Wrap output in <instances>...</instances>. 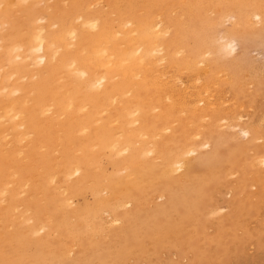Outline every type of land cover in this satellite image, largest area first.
Masks as SVG:
<instances>
[{
    "label": "bare ground",
    "instance_id": "6f19581e",
    "mask_svg": "<svg viewBox=\"0 0 264 264\" xmlns=\"http://www.w3.org/2000/svg\"><path fill=\"white\" fill-rule=\"evenodd\" d=\"M41 1L44 4L42 3L40 6ZM97 1L0 0V264H46V260L52 261L53 259L57 262L58 260L62 261L66 246L64 237H79L76 235L77 229L74 228V224H68L70 219L67 221L66 217L62 216L63 213L61 214V210L66 207L68 200L76 205L72 208V214L78 220H84L91 230L94 228L87 218L89 219L88 216L92 210L86 205L85 209L81 207L84 201L90 204L96 203L95 207H99L100 205H110L111 200H117L118 197H127L129 199H126L125 204L132 203L133 200L128 189L126 187L120 189L116 184L115 187L112 183V172L105 170H107V164L114 167V159L117 156H123L122 159L120 158V162L123 163L122 168L125 171V168L135 164L141 152H144L143 149L151 153L156 151L155 144L149 149L144 148L147 137L155 135L158 139L156 134L162 135L159 130H154L157 128H147L151 126L144 120L148 114L167 124L172 120H177V112H189L197 119L204 118L203 115L209 113L211 115L224 113L223 108L219 106L220 102H216L211 97L209 83L212 82L215 75L210 73V68L200 67L209 61L210 58L206 54L211 55L213 50L207 46L208 44H205L206 42H203L206 41L205 37L203 36V39L197 37L196 32L198 43L192 47L193 50L180 53L181 55L179 52V55L175 53L176 49H179V47L173 49L177 37L170 38L169 42L165 40L169 27H172L166 23L171 21V18L167 14H165L166 20L159 16L162 9L159 10L158 6L163 4L164 0H111V9L113 13L115 12L113 19L91 8V3L96 4L94 2ZM183 1L188 3L191 0ZM194 1L199 5L204 2L203 0ZM209 1V4L213 3V0ZM220 1L234 2V0ZM258 2L260 4V1ZM138 6L144 7V10L141 9L143 13L141 11V14H136ZM192 6L194 7V5ZM257 8L262 9L263 7ZM203 9L200 10L203 11ZM154 10L159 13L157 14L158 19L155 18ZM211 10L210 6L208 11L211 13L213 12ZM228 10L227 12H230ZM262 10L264 13V8ZM170 11L172 13L173 9ZM261 11L251 15L260 25L264 21V14ZM227 12L223 14L227 15ZM210 13L208 15L211 16ZM182 14L178 16L180 21ZM249 14L247 13V16L238 14L234 16L235 18L229 14L232 18L229 16L228 20L232 19V22L229 20L231 26L229 25L230 28L228 27L227 32L225 31L226 34L236 31L239 26L250 24L252 17H249ZM180 21L175 22L179 25ZM213 22L210 23L213 25ZM255 25L252 24V27ZM189 28L194 31L197 29ZM204 28L202 27V29ZM252 29L254 31V28ZM225 32L222 34L225 35ZM237 32L240 33V31ZM175 33L174 35H176ZM224 35L221 39L226 36ZM207 42L209 43V41ZM204 44L209 47L206 51L203 50L206 48H203ZM225 64L223 61L221 67H224ZM197 65L200 66L197 67ZM181 69L194 75L190 84H186V80L184 81L176 74ZM173 72L175 73L173 74ZM228 80L230 81V78ZM233 80L234 78L230 82H234ZM227 81L225 79V82ZM229 115L232 116V114ZM208 116L210 117V115ZM238 116L240 115H237V119ZM255 117L257 118L258 115ZM240 118L243 122V117ZM262 118L264 119V117ZM227 119L229 118L227 117ZM223 120L225 123L226 119ZM256 121L255 119L254 122ZM184 122L186 121L184 120ZM184 122L180 125H184ZM194 122L196 123V121ZM219 122L223 123L221 120ZM262 123L264 124V122ZM211 125L210 121L206 124L207 127ZM238 125H235L237 127L234 129L238 128ZM249 125L246 124V127ZM245 128L239 127L238 129L248 135L249 131ZM201 129L203 130L204 126L202 128L201 125ZM190 130L187 132L188 137ZM168 133L170 134L169 130ZM193 133L195 131L192 132V135H195ZM197 134L198 136L194 137H200L199 134H202V131ZM258 138L261 137L258 136L254 140ZM148 143L150 145V142ZM199 144L197 145L199 146ZM203 144L207 148L210 143L205 140ZM197 150V147L192 146L187 151H180L179 154L176 152L174 155V151L164 160L165 170H180L187 166L190 161L187 154H194ZM210 153L211 151H207L200 154L197 159L207 160L206 157ZM155 158H158V155ZM254 160L252 159V162ZM260 161L264 162L263 156ZM256 162L258 166L259 160ZM251 163L248 164L252 166ZM94 165L99 167V172L95 171L94 174H91L90 171L95 167ZM141 168L143 169V167ZM232 172L234 171L225 176L237 174L236 171L234 174ZM127 174L129 176L131 172L127 171ZM57 178L61 183V190H58L55 185ZM87 180L90 182V189L83 192L84 190H80V185ZM169 185L164 187L163 193L160 195V198L164 200L149 216L144 218L140 216L143 218L140 219V223L132 215L128 217L127 213L122 217V220L125 221L121 222L122 225L118 227L121 232L113 234L114 238L118 239L117 243L114 247L112 245L109 247L105 253L106 256H101L104 253L94 249L95 251L86 258V263L82 261L83 258L79 262L80 260L75 259L76 257L63 260L62 263L121 264L128 257H133L134 260L141 259L142 262L149 260L152 263L148 253L150 248L147 249L144 247L145 245H142V239L153 243L152 246L150 245L152 252L156 251L155 246L158 244L173 245L182 240L183 219L181 213H177L176 206L186 204L187 197L183 191H173ZM106 187L111 189L110 196L108 198L97 197L98 190L104 191L107 189ZM184 187L186 186L181 188L184 189ZM177 189L179 190L178 187ZM78 197L81 199L85 197V199L78 202ZM156 197L154 199L158 198ZM90 204H87L88 207ZM121 206L119 204V207ZM208 209L212 211L210 208ZM181 211L184 212V210ZM100 212H104V210L98 213ZM100 214L102 215V213ZM97 216L96 214L95 217ZM110 220L112 224L120 221L117 217L108 218L107 221L110 223ZM134 227H138V229L133 230ZM101 235L104 234L101 233ZM246 235L249 242L253 241L250 232H247ZM246 235L237 237L236 264H264V256L260 254V251L254 250L246 258L243 257L241 251ZM77 242L79 243L80 240ZM74 243L71 244L75 246ZM258 248L261 246L259 245ZM42 254H46V256L43 257ZM82 255H79L80 258Z\"/></svg>",
    "mask_w": 264,
    "mask_h": 264
},
{
    "label": "rangeland",
    "instance_id": "374dc122",
    "mask_svg": "<svg viewBox=\"0 0 264 264\" xmlns=\"http://www.w3.org/2000/svg\"><path fill=\"white\" fill-rule=\"evenodd\" d=\"M203 1L204 2H202L200 6L199 3H197L194 0H191L188 3L186 1L184 2L183 0H164V3L158 6L159 10L162 9L160 10L162 12L159 14L156 13V10H154V14L156 16L155 18L157 19L160 16L161 19L166 20L165 14H167V16L171 18V21L167 23L165 21L167 25L172 26L169 27L168 32L165 35V40H168L169 42V40L177 37L173 47L174 50L179 47L178 50L176 49L177 52L175 51L177 55H179L180 53L183 54L184 52L185 53L191 52V50H193L192 47H194L196 43H198L196 41L197 37H200L201 39H203L204 37L206 38V39L204 38V40L206 41L203 42L204 43L206 42L205 44L206 45L208 44L207 46H210V49H212L213 51L211 52L212 53L211 55L208 53L210 56L205 53L208 56V58H210L209 61H207L206 63L208 65L204 66L206 65L204 63V65L201 66L197 65V67L198 66L200 67L203 66V68L208 67V69L210 68L211 70L210 73L215 75L214 79L211 80L212 82L209 83L211 89L209 90L212 92V93L210 92L212 94V96L211 95L210 96L213 97V100H216V102H220L219 106L223 108L224 113H217L213 115L209 113L208 115H210L211 118L207 114H205V116L203 115L204 118L207 115L205 119L201 117L198 118L199 119L198 120L197 118H194L193 114L191 113L189 114V112L186 111H183L184 113L177 112L176 113L177 120L174 121L172 120L170 122V123L173 122L175 123L173 124L167 123L168 125L161 120H157L156 118H154L153 115L148 114L144 120L151 126H148L147 128L148 129L157 128L154 130L155 131L159 130V132L162 133V135L158 136L159 134H156L158 139H156L155 135L147 137L146 143L144 144V148L149 149V147H152V145L155 144L157 146L156 151L151 153L148 150L146 151L145 149H143L144 150V152L142 151L143 154L141 152L139 159L135 161V164L133 166L128 167L129 169L123 166L125 168V171L122 168L123 163L120 162L123 156L122 155H120L119 157L117 156L114 159L115 161L114 167H111L110 164L109 165L107 164L106 166L107 170H105L112 172V179H113L112 183L114 185L116 184L120 189L125 187L128 189L130 196L133 200L132 203H129L130 205L125 204V202H127L126 199H129L127 197L126 198L118 197L117 200H111L110 205L109 204L107 206L100 205L99 207L98 206L95 207L96 203L90 204L89 202L84 201L81 207L85 209L84 207L86 205L87 208H90L92 210L91 214H89L90 216H88L89 219L87 218V220H90L93 228L96 230L95 232L94 229L91 230L89 226H87L84 220H78L74 216V214H72L71 212L72 208L76 205L71 203L70 200H68L66 207L61 210V214L63 213L62 216L66 217L67 221L70 219L71 222L68 221L67 222L68 224L70 225L74 224L73 225L74 228L77 229V231H75L77 233L76 235H78L79 237L77 238L74 236L64 237V242L66 243L65 254L62 261L58 260L59 263H62L63 260H69L73 257H76L75 259H78V261L80 260L79 262H81V259L83 258L82 261L86 263V258L89 255H91V253L94 252L95 250H100L102 253H104L101 256H106L105 253L109 249V247H111V245L112 247H114V245H116L115 243H117L118 239L116 237L114 238L113 234L115 233L118 234V232H121L120 228L118 227H120L122 223L125 221L124 219L122 220V217H124V215L127 213L128 217L132 215L136 219V221L140 223V219H143L144 217H147L151 213H153L156 207L159 205V203H161V201L164 200L160 198V195L163 193L164 187H167L168 184L171 185V186L169 185L170 189L176 192L183 191V193L187 197L186 204L176 206L177 213L178 212L181 213L183 219L182 224L184 230L182 233L184 235L182 234V240L177 241L173 245L166 244L165 246L158 244L157 246H155L156 247V251H155L156 253H155L151 251V246L153 243H151L149 240L143 241L142 239L141 240L142 245H145L144 247H146L147 249L150 248L149 249L150 251L148 250V253L150 255L149 257H151L152 259V263L149 262V260L148 261L145 260L142 262L141 259L134 260L133 257H128L126 260H123V263L121 264H149V263L150 264H236L237 256H238V252H237L238 247L236 244L237 237H244L247 232H250L253 241L249 242L247 239V235H246V239L244 238L242 244L243 249L241 251L243 257L246 258L254 250L260 251V254L264 256V162L260 161V158L262 156L264 157V124L262 123L264 122V119L263 118L261 119V117H264V112H263L264 111V21L261 25L257 24L256 19L254 20L253 16H251L255 12L261 11L264 8V0H248V1L242 0L238 2L237 0H234V2L232 3L228 1L217 0L218 1L217 2L216 0H213V3L210 4H209L210 2L209 0H208L209 2L206 0ZM258 1H260V4ZM182 2H184L185 4ZM42 3L44 4V2L41 1L40 6L42 5ZM94 3L96 4L91 3V8L93 10H98L100 13L106 14V16L110 19H113L115 17L114 15L115 12L113 13L111 9L112 7L111 0H98L97 2ZM217 4L218 6H216ZM188 5L190 6L194 5V7L192 6L190 8V6L188 7ZM251 5L253 6L251 7ZM102 6H104L105 8ZM210 6L212 9L211 11H213L211 13L210 11H208L210 9ZM233 6L234 8H232ZM257 7L260 8L263 7V8L259 9ZM142 8L144 10L143 6H138L136 9V14L137 13L141 14ZM188 8L191 9L190 10L191 12L188 11L189 10ZM170 9L171 10L173 9L172 13H170L171 12ZM200 9H203V11ZM228 9H232V10H228ZM227 10L230 12H227ZM226 12L227 15L223 14ZM262 12L263 10L261 11V13ZM209 13L211 14V16L208 15ZM247 13L248 14L251 13L248 16L252 17L251 19L249 18L250 21L252 20V22H250V24L246 26H239L237 27L236 31L226 34L228 27L230 28L231 26L230 23L232 22V19H229L231 20V22L228 20L229 16L233 15L232 17H234L238 14L247 16L246 15ZM157 14H159V16ZM179 14H182L181 21L180 18L178 17ZM193 14L197 17H195ZM232 17L230 16V18ZM204 18L206 21L204 20ZM178 20L180 21V23L178 22L179 25L181 24L182 21H183L182 22L183 25L181 24L179 26L177 22H175ZM212 21L215 22V23L213 22V25L212 23H210ZM184 23L186 25L185 27H184ZM251 23L253 25L255 24L256 25L252 27ZM208 24L210 25L208 26ZM214 24H216V26H214ZM176 27L177 29H175ZM189 27H194V29L196 28L197 29L196 31H194ZM202 27L204 29H202ZM206 27L208 28V30H206L207 29ZM252 28H254V31H252L253 30ZM173 31L176 35H174ZM237 31H240L241 34L238 33ZM196 32L198 35L197 37L195 35ZM223 32H225L226 36L222 34ZM223 35L225 37L221 39ZM179 38H180V42L178 41ZM207 41H209V43ZM205 44L203 45V48L206 47L203 49L204 51H206V49L209 48ZM182 47L183 49L180 50V48ZM212 61L214 62V64ZM223 61L224 64L226 63L224 65L225 69L224 67H221L223 66ZM174 73L175 72H173V74ZM185 73L188 74L186 75ZM176 74L179 75V77L182 78L184 81L186 80L185 81L186 84H190L194 76L193 74L190 75V72H188L185 69L179 70V72ZM209 76L210 74L208 75V77ZM229 78L230 81L231 79L234 78L233 81L235 83L230 82L228 80ZM225 79L226 81L227 80L228 81L225 82ZM196 81L198 82L200 80H196ZM214 81L216 82V84ZM178 82L180 83V81ZM226 89L228 90V92ZM226 107L227 110H225ZM260 112L262 115L261 114L259 115ZM228 113L232 114V116L229 115ZM238 114L240 115L238 116L239 118L241 116L243 117L242 118L243 122H241V118L237 119ZM256 115H258L257 118L255 117ZM220 117L222 118L224 117L226 119L225 123L223 120L224 118L222 119ZM227 117L229 119H227ZM219 119L223 121V123L219 122L220 121ZM255 119L257 120L256 122H254ZM184 120L186 122H184ZM194 121H196V123ZM208 121H210V123L213 126L211 125L207 127L206 124ZM258 121H260L259 122L260 124L258 123ZM183 122L185 124L180 125L183 124ZM253 123L255 124L253 125ZM246 124L247 126L249 124L252 125L246 127ZM199 125L200 127L202 125V128L204 126V129L200 130ZM232 125H234L233 128ZM235 125H238V128L240 127L241 129H244L246 127L245 129L249 131V134L248 135L245 134L243 130L241 131L238 128L234 129V127H237ZM161 126H163L162 129ZM164 126L165 127L167 126V128H165ZM168 126H170L172 129ZM168 130L170 134L168 133ZM188 130H190L189 137H188L189 134L187 133ZM193 130L195 131V133H193L195 135H192V132H194ZM201 131L202 134H199L200 137H194V136H198V134L196 135V133H200ZM186 136L189 138V141ZM258 136L261 137L262 139L258 138L259 140L258 139L254 140ZM153 138L155 139L153 140ZM205 140H207V142L210 143L209 146L207 145V148L205 147L204 144L202 145V143L205 142ZM148 142H150V145H148L149 144ZM197 144H199V146ZM190 146L191 147L194 146V148L197 147L198 150L195 151L194 154H187V156L190 158L189 164H187V166L183 167L180 170L176 169L174 171H166L163 165L166 156L171 155L174 151H175L174 155L176 152H177L176 154H179L180 151L182 150L187 151L191 148ZM207 151H211V153L206 157L208 158L207 160L201 161L198 160L199 158L197 159V157L200 154H204ZM157 155L158 158H155L157 157ZM146 157L147 159H145ZM252 159L254 160L253 162ZM138 160L141 162L139 163ZM256 160H259L260 162V164L258 163V166ZM248 163H251L256 166L253 165L250 166V164ZM141 167H143V169ZM91 171H90L91 174H94L95 171L97 173L99 172V167L96 165L95 167L92 168ZM127 171L131 172V175H129L130 177L128 176ZM231 171L234 172L236 171L235 173L237 174L234 176L233 175L225 176L231 174L230 173ZM234 172L232 173L234 174ZM88 181L89 180H87V182L85 183H81L80 185V190L82 189L81 191L84 190L83 192H85V190L90 189V182ZM60 184L61 183L57 178L55 185L58 187V190L62 189V186H60ZM132 184L133 186H131ZM251 184L253 185L252 187ZM180 186L181 187L186 186V187L182 189ZM177 187L179 188V190L177 189ZM106 188L107 189H104V191H101V189H99L97 197L108 198L110 196L111 189H109L108 187ZM188 191L191 193H189ZM156 194L159 196H157ZM155 197L157 199H154ZM83 198L85 199V197ZM82 199L78 197V202H80ZM116 203L117 205H115ZM87 204L88 205L90 204V206L88 207ZM119 204L122 205L123 207L122 206L119 207ZM138 206L139 209L143 211L140 210L139 212ZM104 208L107 209L105 210ZM208 208H210L212 211H210ZM214 209L216 210L214 211ZM103 210L104 212H100L102 213V215L98 213L99 211H103ZM181 210H184V212ZM210 212L212 214L214 213L215 214L212 215ZM95 213L98 215L97 217H95L96 216ZM231 213L233 214V216ZM93 215H95L94 216L95 218L93 217ZM104 215L110 217L106 216L105 218ZM140 216H142L143 218ZM112 217L119 218L120 221L117 222L119 224L117 223L112 224L111 220L110 223L109 221H107L108 218L111 219ZM114 224L116 225L114 226ZM106 229L112 231L108 232ZM136 229H138V227H134L133 230ZM85 230H87L88 232ZM100 230L102 231L104 230V231L101 232ZM81 231L82 232L84 231V233H82ZM104 232L108 233V237H107V233L105 234ZM101 233L104 235H101ZM78 238L80 240L79 243L77 242L79 241L77 240ZM73 239L74 241H72ZM75 240L77 241L75 242ZM85 242H87L88 244ZM71 243L72 244L74 243V245L75 244L76 245L73 246ZM247 244H249L248 247ZM259 245L261 246V248H258ZM70 253L72 255L71 257H70ZM79 255H82L81 258ZM42 256L45 257L46 254H42ZM77 256L79 257L77 258ZM46 262H47L46 264L58 263L57 260L55 261V259H53L52 261L46 260Z\"/></svg>",
    "mask_w": 264,
    "mask_h": 264
}]
</instances>
